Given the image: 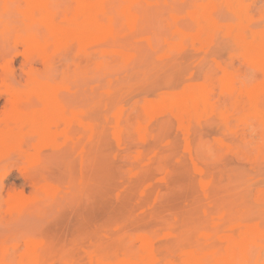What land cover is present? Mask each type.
Masks as SVG:
<instances>
[{
    "label": "rangeland",
    "instance_id": "1",
    "mask_svg": "<svg viewBox=\"0 0 264 264\" xmlns=\"http://www.w3.org/2000/svg\"><path fill=\"white\" fill-rule=\"evenodd\" d=\"M169 263L264 264V0H0V264Z\"/></svg>",
    "mask_w": 264,
    "mask_h": 264
},
{
    "label": "bare ground",
    "instance_id": "2",
    "mask_svg": "<svg viewBox=\"0 0 264 264\" xmlns=\"http://www.w3.org/2000/svg\"><path fill=\"white\" fill-rule=\"evenodd\" d=\"M79 4V3H78ZM40 6V5H39ZM78 6H80V5H78ZM39 9V8H38ZM40 10V9H39ZM79 11V10H78ZM84 12V11H83ZM197 15V14H196ZM63 23V22H62ZM73 23V22H72ZM68 25V24H67ZM87 33H88V30H92V29H94L95 27H96V25L94 24V22L93 21H90V22H88L87 24ZM85 25V26H86ZM56 26V25H55ZM77 27H78V25H77ZM82 28V27H81ZM57 29V28H56ZM58 30V29H57ZM75 30V29H74ZM76 30H79V27L76 29ZM75 30V31H76ZM69 31H71V30H69ZM56 32V31H55ZM58 32H59V30H58ZM72 32H74V31H72ZM71 32V33H72ZM79 32V31H78ZM85 32V31H84ZM96 32V31H95ZM246 32V31H245ZM61 33V32H60ZM71 33H70V35H71ZM73 34V33H72ZM78 34V33H77ZM77 34H74V35H76V36H79V35H77ZM61 35V34H60ZM83 35V34H82ZM81 35V36H82ZM91 36V35H90ZM95 36V35H94ZM247 36V35H246ZM88 37V36H87ZM86 37V38H87ZM79 38V37H78ZM77 38V39H78ZM85 38V37H84ZM89 39V38H88ZM62 40V39H61ZM197 89V88H196ZM42 93V92H41ZM190 94H188L189 95V97L187 98V102H189V103H195V102H199V101H201L202 99H203V96H202V92H201V90L199 89V90H196V91H192V94H191V92H189ZM201 104V103H200ZM191 258V257H190ZM199 263V262H198ZM170 264V263H169ZM181 264V263H180Z\"/></svg>",
    "mask_w": 264,
    "mask_h": 264
}]
</instances>
